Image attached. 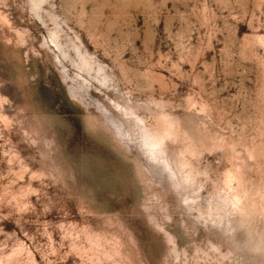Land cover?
Instances as JSON below:
<instances>
[{"label": "rangeland", "instance_id": "1", "mask_svg": "<svg viewBox=\"0 0 264 264\" xmlns=\"http://www.w3.org/2000/svg\"><path fill=\"white\" fill-rule=\"evenodd\" d=\"M0 264H264V0H0Z\"/></svg>", "mask_w": 264, "mask_h": 264}]
</instances>
